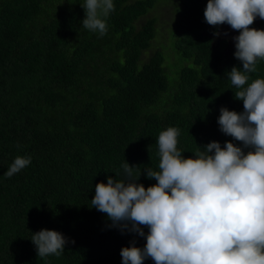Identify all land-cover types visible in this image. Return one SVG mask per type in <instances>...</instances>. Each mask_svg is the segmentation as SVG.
<instances>
[{"label":"trees","instance_id":"obj_1","mask_svg":"<svg viewBox=\"0 0 264 264\" xmlns=\"http://www.w3.org/2000/svg\"><path fill=\"white\" fill-rule=\"evenodd\" d=\"M162 1L176 12L167 47L155 44L158 16L145 17L156 0H113L103 36L83 27L85 0H0V264H122V247L142 249L145 237L112 226L91 199L96 183L126 178L125 162L155 184L144 169L158 170L168 127L185 158L212 141L251 150L217 123L222 107L243 112L228 76L242 63L213 40L207 0ZM256 67L249 83L264 79V60ZM17 156L31 163L8 177ZM41 229L69 241L61 255L37 256Z\"/></svg>","mask_w":264,"mask_h":264},{"label":"clouds","instance_id":"obj_2","mask_svg":"<svg viewBox=\"0 0 264 264\" xmlns=\"http://www.w3.org/2000/svg\"><path fill=\"white\" fill-rule=\"evenodd\" d=\"M83 9V27L105 35L101 17L114 10L113 0H85ZM203 15L208 25L227 24L239 33L233 37L234 57L242 70L234 66L228 76L243 112L222 107L217 123L251 150L212 141L198 146L203 151L195 158H185L177 148L179 130L168 127L156 141L158 170L144 169L155 184L137 183L141 170L127 162L125 179L96 183L91 207L106 214L112 226L146 239L142 249L121 248L122 264H143L146 258L155 264H264V79L249 83L248 75L264 60V30L250 27L257 17L264 20V0H207ZM30 163V157L17 156L5 174L11 177ZM31 241L41 258L61 255L69 242L47 229L33 233Z\"/></svg>","mask_w":264,"mask_h":264},{"label":"rangeland","instance_id":"obj_3","mask_svg":"<svg viewBox=\"0 0 264 264\" xmlns=\"http://www.w3.org/2000/svg\"><path fill=\"white\" fill-rule=\"evenodd\" d=\"M156 1H158L156 8L154 10L149 11L145 17H149L152 13H155L158 16L159 22L157 26H158V30H160L158 33H161V36L159 35L157 36L155 40V44L157 45L159 42H163V46L167 47L169 41L164 36L166 35L168 36V38L171 37L170 27L172 25L169 22L172 21L173 18L175 19L176 12L175 11L172 12L171 10V6L174 3L172 2L170 4L167 2H163L162 0H156ZM220 33H222L224 36L228 35L226 31H222ZM165 63L169 66L170 68L169 71H171L172 69L171 72H173L177 67H179L178 64L180 63V61L176 57H174L173 53H170V54L165 55Z\"/></svg>","mask_w":264,"mask_h":264},{"label":"flooded vegetation","instance_id":"obj_4","mask_svg":"<svg viewBox=\"0 0 264 264\" xmlns=\"http://www.w3.org/2000/svg\"><path fill=\"white\" fill-rule=\"evenodd\" d=\"M263 25H264V20L257 17L251 26L252 28H256L260 30ZM222 31H226L228 35L224 36L222 33H220ZM216 32L219 33V35L214 36L213 33H211V36L215 42L216 41L218 42L219 40H224L226 41V44L230 46L229 48L231 49L235 48V41L233 40V37L239 35L238 31L231 29V27L227 24H222L219 25L218 30Z\"/></svg>","mask_w":264,"mask_h":264}]
</instances>
